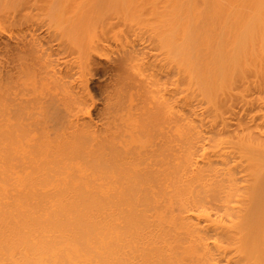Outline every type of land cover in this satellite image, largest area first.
Returning <instances> with one entry per match:
<instances>
[{"label": "bare ground", "instance_id": "bare-ground-1", "mask_svg": "<svg viewBox=\"0 0 264 264\" xmlns=\"http://www.w3.org/2000/svg\"><path fill=\"white\" fill-rule=\"evenodd\" d=\"M47 1L74 53L0 40V264H264V140L223 117L264 89V0Z\"/></svg>", "mask_w": 264, "mask_h": 264}, {"label": "rangeland", "instance_id": "rangeland-1", "mask_svg": "<svg viewBox=\"0 0 264 264\" xmlns=\"http://www.w3.org/2000/svg\"><path fill=\"white\" fill-rule=\"evenodd\" d=\"M19 1H20V6H21V1L22 0H18L16 2L19 3ZM23 1H24V4L22 3L23 4V10H22V12L20 11L21 12L20 13L21 15L19 14L20 15L19 16L18 14H16V12H14L16 10L13 11V13H15L17 16H19V18L13 17L9 21V18L7 19L6 15L7 16H8V14H9V16L10 15H14V14L10 13L11 9L8 10L9 13H8V11H6L7 14H6V12H3L5 10H7L8 8H14V9H16L17 7H19V5H16L17 7L13 5V4H15V0H14V2L10 0L9 7H7V9H5V10L3 9V11L0 12L1 16H3V17L6 14L5 15L6 18H4V19H7L8 22H9V23L6 22V24H5L2 21H0V34H2V35H0L1 36V39L0 40H3L5 36L6 37L8 36V38H9L10 36H12L14 34H15V37H19L21 35V33L22 34L23 33H27V35L28 34L29 35L30 34L31 35L33 34L34 36L40 37L43 42L49 43V45H51L54 48H56L57 49V52L56 53H60L61 54L60 57H63L66 54L71 53L70 51H72V50L68 46L67 40L65 39L64 34L62 33L63 30L62 31L60 30V29H62L61 26H64L63 24H65L66 22L62 21L63 23L61 22V23H59L60 26H57L56 23L55 24L54 23L52 24L50 22V20L46 16H44V14H43V11H44L43 8L44 7H48L43 2L45 0L42 1V3L45 6H43V4L40 3L41 1L39 2V0H27V1L23 0ZM48 1L45 2V3L47 4ZM52 1H54V0H52ZM57 1L59 3V0H57ZM62 1H64V0H61L60 3H62V6H63V2ZM75 1H77V0H75ZM83 1H85V0H83ZM49 2H51V1H49ZM41 4H42V6H41ZM48 4H50V3H48ZM56 4H57V2H56ZM10 5H11V7H10ZM54 5H55V3H54ZM57 5L59 7L61 4L60 5L57 4ZM55 7L57 9H59L60 12L63 10L61 13H64V9H66V8H61L60 9V7L58 8L57 6H55ZM46 9L47 8H45V10ZM18 10H17V12H19ZM2 12L5 13V14H2ZM22 13L24 15H22ZM45 15H46V13H45ZM68 16H69L68 14H64V16H62L63 18L61 20H63L65 17H66L65 19L67 20V17ZM3 17L1 18V20L3 19ZM68 25L66 23V27ZM57 28H59V29H57ZM63 28H65V26ZM82 29L83 28H81L80 31H82ZM121 29H122V31H124L125 34H128V35L133 34L132 31H129V30L128 31H125V30H123V28H121ZM64 30H66V28ZM86 30H85V32H86ZM118 30H120V29L117 28V29H114L112 31L111 30H104L101 33L100 32L101 31L100 29H98V28L97 29H93L92 28V32H91V34H92L91 36L92 37L89 40H90V42L97 41L98 43L107 44L108 42L112 41L111 38H112L113 32H116ZM81 33H83L82 34L83 37L86 36V34L84 32H81ZM12 38H14V36H12ZM5 40H6V38H5ZM59 44H60L61 47L58 48V45ZM45 48H46V46L43 47V49H45ZM71 57H73V56L71 55L69 58H71ZM50 59H53V58H50ZM176 76L173 75V78L171 80V83H172V85L170 87L171 90H172V94H171V96H172L171 104H172V106H177V108H179V107H182L183 105H181L179 103L180 96L175 92V89H176V87L182 88V85L180 84V82L177 81V77ZM249 83H250V85H252V90L250 91V94L248 95L245 92H243L242 94H244V99H240V100H243L244 103H245V97H247L246 98V103H248V101H250V100H251L250 101L251 103H249L248 105L247 104L246 105L243 104V101H242V103H241V101H240V103H235V101H234L235 99H234V100H232V101H234V103L231 104V105L232 106L234 105L233 107H235V108L233 109V107H232V109H230V112H231V110H234V112L233 113L231 112L232 113V115H231L230 112L228 111L229 114L228 113L227 114H224L223 117H224L225 122L228 124L227 127L229 126V131L227 130L228 128H226V130L230 133V135L228 133L229 136H233L234 135V134L231 135V132L237 134V136H239V137L248 136L247 135V131L248 132L250 131L249 133H251V135L253 134L256 137L254 140L258 139V141H262V140H264V92H261V91H263L264 89L260 90L261 88L259 89L255 85H253L251 82H249ZM250 85H249V88L251 87ZM253 86H255L257 89H255V87L253 88ZM249 88L247 89L248 91L246 90L247 93H249ZM190 91H192V90H190ZM11 92H13V91H11ZM6 93L7 92L5 91L4 96L5 95H8V94H9V97L12 96V95H10L9 91H8L7 94ZM88 93H89L90 98H91V101L93 103L100 104V96H99V93L97 91L92 90L91 88H88ZM190 93L191 92H189V94H188V96H189L188 97V101H189L190 105L193 106V108L195 110L194 112H196V115H197V116L196 115H194V116L191 115V116H192V118H195L197 120V122L201 121L200 124L201 123H205V125L204 124H201V126L204 125V127H202V128L200 127V129L201 130L203 129V131L205 130L206 132H209L211 126H213V124H214V125H216V127L219 128L218 130H220L221 127L218 125L220 122L219 121H216V120H214V119L211 118V116H212L210 114L211 112L209 113V111H208L209 114L205 113V111L207 109H206V107H204L205 106L204 104H203L204 106L202 105L203 101H201L202 103L200 104L199 99H201V98H197L198 95H197V97L195 96L197 93L196 94H195V92L192 93V94H190ZM234 94H237L239 98L242 95V94H240V91L239 92H235ZM238 97H236V95H235V98L236 99H239ZM233 98H234V95H233ZM237 101H239V100H237ZM231 105L229 106L230 108H231ZM176 110L177 109H175V111ZM202 113H203V115H202ZM192 118L190 117V120H192ZM189 122H191V121H189ZM194 122L192 121L191 124H189V126H191V125L193 126V124H195ZM191 128L194 129V130H196V127L195 128L191 127ZM197 128H198V126H197ZM200 129L198 131L196 130L197 131L196 133H198L200 131ZM194 130H192V131L195 132ZM203 131H201V132L203 133ZM193 132H190V133L192 134ZM201 132H199V133H201ZM217 132H219V131H217ZM203 134H205V133H203ZM251 135H249V136H251ZM202 136L207 137V134L206 135H202ZM216 137H218V136H216ZM251 137L253 138V136H251ZM193 138H196V136H193ZM213 139L215 140L216 138H213ZM202 144H204L205 146L207 145V147H208L207 148V151L209 150V146L212 145V143L211 142H208L207 140H203V143ZM205 146H204V148H206ZM201 153L202 152L198 153V155H200ZM178 155H180V153ZM240 176H242V174L241 175H238V177H240ZM242 185H243L242 183L241 184H237L238 187H241ZM242 193H243L242 190L236 192L233 195V198L232 199L233 200H239V199H241L240 196H242ZM210 213H212V212H210ZM218 215H220V214H218Z\"/></svg>", "mask_w": 264, "mask_h": 264}]
</instances>
